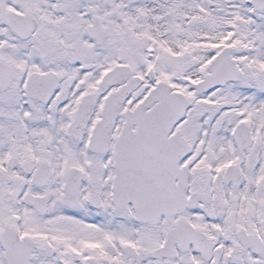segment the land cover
I'll return each instance as SVG.
<instances>
[{
	"label": "snow or ice",
	"instance_id": "1",
	"mask_svg": "<svg viewBox=\"0 0 264 264\" xmlns=\"http://www.w3.org/2000/svg\"><path fill=\"white\" fill-rule=\"evenodd\" d=\"M0 264H264V0H0Z\"/></svg>",
	"mask_w": 264,
	"mask_h": 264
}]
</instances>
